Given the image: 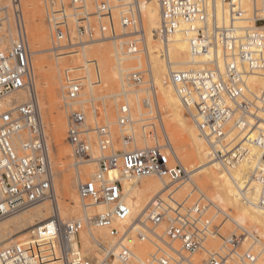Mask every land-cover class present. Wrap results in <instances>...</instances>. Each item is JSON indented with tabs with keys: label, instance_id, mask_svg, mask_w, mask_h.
Here are the masks:
<instances>
[{
	"label": "built area",
	"instance_id": "built-area-1",
	"mask_svg": "<svg viewBox=\"0 0 264 264\" xmlns=\"http://www.w3.org/2000/svg\"><path fill=\"white\" fill-rule=\"evenodd\" d=\"M146 1L43 0L53 42L51 51L56 57L76 54L89 44L105 41L118 46L123 55L138 58L127 83L144 88L141 103L149 117H141L140 122L144 134L150 129L156 137L155 144L147 149L115 151L111 125L107 120L98 121L95 101L82 102L88 83L84 68L79 74L66 69V141L76 165L91 160V136L100 153L96 174L79 182L77 193L86 210H103L86 213L79 220L63 221L40 119L21 0H9L17 41L0 45V100L21 91L28 92L29 99L0 113V221L44 201L53 203L56 211L34 231L29 242L1 249L0 264H244L252 260V254L239 255L237 251L244 232L223 235L224 215L203 194L198 193V198L188 204L164 192L133 214L124 200L122 183L108 177L111 170L117 169L130 178L155 177L174 185L185 181L189 174L172 158V148L164 137V143H159L152 123L159 124V110L143 13ZM155 1L159 18L150 37L160 45L153 54L168 65L167 85L205 140L213 160L224 165L242 158L246 146L257 149L249 178L240 191L244 194L250 186L258 187L257 205L264 207V0H250L248 16L243 0ZM176 32L186 36L192 54L210 55L202 67L170 70L169 37ZM219 59L224 62L223 71L217 68ZM89 66L94 71L90 82L97 87L101 84L97 62L91 61ZM251 77L263 79L259 91L250 86ZM85 104L90 106L92 125L87 123ZM116 107L117 126H130L132 116L125 101ZM123 138L129 140V136ZM211 209L217 213L213 217ZM218 217L221 219L215 221ZM95 229L105 231L110 244L97 240L96 254L86 256L80 233ZM215 240L221 241L217 248L211 246ZM136 241L150 248L146 256L137 255Z\"/></svg>",
	"mask_w": 264,
	"mask_h": 264
},
{
	"label": "bare ground",
	"instance_id": "bare-ground-1",
	"mask_svg": "<svg viewBox=\"0 0 264 264\" xmlns=\"http://www.w3.org/2000/svg\"><path fill=\"white\" fill-rule=\"evenodd\" d=\"M5 1L8 2L11 10L12 6L9 0H5ZM242 6L248 16L251 11V1L243 0ZM1 10L5 13V16H3L0 20L2 21L1 23L3 22L6 23V30L3 34H0V45L8 46L14 44L17 41V33L15 27L11 28L10 25L8 26L10 22V18L9 16H6L7 8H2ZM45 13L48 14L46 8L44 14ZM143 13H144L147 32H148V51L150 54V61H151V80L153 84L156 86L157 95H158V110H159L158 121L161 127V131L163 132V137L172 148V152H170V155L172 156L173 159H175L184 167V164L181 161V158L184 156H181L179 154L174 143L175 137L181 138L182 142L185 143L186 146L192 151L191 153L193 154L194 160L196 162L195 169H199L197 174L194 175L197 176L194 177L195 179L190 177V172H188L189 174L186 180L190 185H192L191 192L196 191L200 194H203V196H205V198H207V200L214 205V208H216L218 211L222 213V215H224L223 223L228 221L231 225H233V227H235L236 230L238 229L244 232L242 243L246 247L245 252L250 253L251 250L254 251V255H252L253 257L252 260L249 262H244V264H264V207L257 205L258 187L252 185L250 186L249 190L244 194H242L240 191L244 187V183L249 178V175L255 163V159L253 158V156L254 155L257 156L258 151L256 148L252 146H246L245 153L243 154L242 158H236L233 160L231 159V161L228 160L225 162L224 165L218 161L213 160L210 157V151L207 144L205 143V140L200 136L195 125L193 123L188 122L185 114L183 113V107L178 97L176 96L174 90L166 83L167 75L169 72L168 65L164 63L158 55L153 54L154 51H157L160 48L159 43L157 41H152L150 37V30L154 29L158 25L159 17H158V8L156 1L147 0L143 5ZM22 22H23V28L26 32L23 12H22ZM48 42H50V36L49 34H44L41 39L42 49L41 51H37V53L51 51L50 48L47 49ZM95 44L97 43L89 44L81 48L82 60H80L81 61L80 63L82 64V67L85 70L86 77L88 78V83L83 92V95L85 97L82 100V102H89L95 100L94 96L92 95L94 94V86L90 82L93 72L90 69L89 62L96 61L98 65V76L101 83L99 86L111 90L109 93H107L106 95L100 98L101 99L112 98L115 101H117L120 97H123L126 105L130 109V106L128 105L129 95L130 96L138 95V93L144 92V88H140L134 91L133 90L127 91L126 87L127 89L131 88V86L127 83V76L131 72V70H134L137 66L134 64L133 68L129 70L128 68L124 69L122 66L126 62L129 61L133 62V60H136L138 58L123 55L121 49L115 44H113L114 47L113 48L114 54L112 53L113 58L108 53L109 49L106 50L105 47L101 48L100 46H97L93 51H90L89 47L91 46L93 47V45ZM168 50H169V61L171 68L170 70L172 71L198 69L202 67V65H204V63L210 59V55L208 53L197 54V55L192 54L189 49L187 38L182 32H176L169 37ZM40 61H42V58L40 59ZM115 61H116V65L114 63ZM45 65L46 63L43 66ZM217 68L220 71L224 70V62L221 59L218 60ZM36 69L37 71H41L38 69V66ZM60 70H61L60 67H57L56 69L57 73H60ZM71 70L74 72H79L81 69H78L76 68V66H73ZM125 71L127 72L125 73ZM249 84L254 90L259 91L260 88L263 86V79H261L260 77H251L249 79ZM45 86L46 83L42 80L39 81L37 84H35L36 89ZM60 88L63 89V86H60ZM85 93H87V95L91 94L92 96H90V98H87V95ZM28 99H29V93L24 91L18 92L14 95H10L0 100V113L9 110L14 105L22 104L26 102ZM159 101H161V104H163L164 110H166L169 113L168 117L170 118L171 123L167 120V122L169 123L163 125L162 123L163 119H162V113H161ZM139 102H141V99L139 100L138 97L136 103L139 104ZM41 104L45 112L46 111L51 112L49 106L46 107L44 102H42ZM39 110H40V104H39ZM151 110L153 112L152 106H151ZM130 115L132 116L131 110H130ZM40 119L43 125V121L41 118V111H40ZM132 122L133 123L130 124V126L124 129L119 128L120 131L122 130L121 131L122 133L127 132L129 134V140L132 143L130 146H127L128 141H126L125 138H123L124 146L122 148V151L125 152L141 151L149 148L147 135L141 133H135L134 123L137 122V120H135L133 116H132ZM108 124L111 125V122L108 121ZM50 126L53 127L52 124ZM55 132L57 133V131ZM21 139L22 140L25 139V136L22 135ZM51 143L53 144V148H55L57 156L60 157L63 153L70 154V152H68L65 146V140L62 139L59 135H57L55 139L51 140ZM51 151L53 152L52 149ZM95 153L98 156L95 157L93 155V149H92V158L86 163L97 161L100 154L98 148H96ZM76 173H77L75 176L76 183L83 182V177L81 178L82 174H80V172H76ZM95 174L96 172L94 173L93 171H91L88 175L89 177L92 178L94 177ZM108 177L112 180H119L122 183L124 188V192H123L124 200L128 205H130L133 214L138 213L155 196L159 194H163L164 192H166V194H173L175 192V189L171 188V184L168 182L167 179H158L155 177L135 179L121 174L120 171L117 169L111 170L108 174ZM185 184H187V182ZM77 185L73 188L71 192V197L72 199L81 201L77 193ZM53 186L57 200L58 212L61 219L63 221L76 220V219L67 218L66 215L62 213L63 209H60V206L58 205L59 203L58 200L60 198L59 199L57 198V196H59L57 195V193L59 192L56 191L54 180H53ZM57 186H60V188H63V190L68 189V187L65 186L64 183L63 185L62 183H60V185ZM203 191H205L207 194H204ZM81 204H82V210H84L83 214L85 215L87 213V210L84 208L83 203ZM94 209L98 213L102 212L103 210L102 207H97ZM55 211H56V207L54 206L53 203H50L49 201H44L34 205L33 207L25 211H22L20 213H17L13 216L7 217L4 220L0 221V245L4 244L5 242L7 243L12 238L18 237V235H21L25 232H29V236L31 237L34 231L51 217L50 216L48 219H46L47 215H52ZM216 214L217 213L214 212L211 215V217H213ZM232 230L233 231H230V233L227 235H230L235 231L234 229ZM12 231H16L17 234L9 237V234ZM80 238L86 256H91V255L94 256V254H96L97 240L100 239L106 240V242L110 244V242L106 238V233L103 230H98V229L84 230L80 233ZM29 240L30 239L26 237L20 236L19 238H17V240H15V242L13 243L8 242V243H10L9 246H11V245L23 243L25 241L29 242ZM216 244H217V240L212 242L211 246L216 247ZM6 247L8 246H5L4 244V247H1L0 250ZM145 248L147 247L144 244H141L137 241L134 243V250H136V253L140 258L144 256Z\"/></svg>",
	"mask_w": 264,
	"mask_h": 264
},
{
	"label": "rangeland",
	"instance_id": "rangeland-1",
	"mask_svg": "<svg viewBox=\"0 0 264 264\" xmlns=\"http://www.w3.org/2000/svg\"><path fill=\"white\" fill-rule=\"evenodd\" d=\"M2 8H7V13L6 16H9L10 22L8 26L10 25L11 28L15 27L14 24V15L12 8L10 10L9 4L5 0H0V19L5 16V13L1 10ZM21 11L23 12V18L25 22V29L27 32V39L31 51V62H32V67L34 68V74H35V84H37L39 81H44L46 83L45 87L38 88L36 89L37 93V98L40 104V111H41V118L43 121L44 125V132H45V137H46V143L49 151V156L51 159V164H52V170H53V180L55 182V188L56 191L59 192L57 193V198L58 200V205L60 206V209H63L62 213L66 215L67 218L71 219H80L83 217L84 210H82V202L76 199H72L71 197V192L73 188L77 185L75 176L76 172H80L82 174L81 178L83 177V181H86L88 179H91L89 177V173L93 171L94 173L97 170V163L96 162H89V163H81L79 165H76L75 163V158H74V153L71 149V147L68 145L66 141V130H67V116L68 112L66 108L64 107V89H61L60 86L64 85V71L66 69H72L73 66H76L78 69H82V64L80 63L82 60V49L78 50L76 54H71V55H66V56H59L56 57L55 54L52 53V51H46V52H38L41 51L42 46H41V39L44 34H49L50 36V42L47 44V49L50 48V50L53 47V42H52V37H51V32L49 29L48 21H47V14L45 12V5L43 0H21ZM0 20V34H3L6 30V23ZM50 43V44H49ZM105 44V45H104ZM5 46V45H4ZM97 46L105 47L106 50H108L109 55L113 58L112 53L114 54V47L112 43L109 42H101L93 45V47H89L90 51H93ZM159 48V45H158ZM157 48V49H158ZM111 49V50H110ZM113 50V51H112ZM33 51V52H32ZM112 51V52H111ZM36 52V53H35ZM42 58V61L40 59ZM72 60V61H71ZM39 62V63H38ZM58 62V63H57ZM135 62V63H133ZM133 62L129 61L123 64L124 69H132L134 64L137 66V61L133 60ZM46 63L45 66H43ZM73 63V64H72ZM116 65V61L114 62ZM38 64V65H37ZM34 65V66H33ZM58 65V66H57ZM37 66L38 69L41 71H37ZM43 67V68H42ZM57 67H60V73H57L56 69ZM91 71H93V67L90 66ZM133 70H131L132 72ZM94 72V71H93ZM127 71H125L126 73ZM79 73V72H78ZM77 73V74H78ZM94 78V73H92V79ZM140 88H133L131 87L130 89L126 90H137ZM111 90L110 89H105L102 88L101 86H97L96 88L94 87V94H92L95 98V107L97 109V114H98V121L100 123H104L107 121L111 122V133H112V140L114 144V149L115 151H121L124 144L122 137H127L129 134L127 132H120L119 127L117 126L116 122V106L124 103V98L123 97H118L119 99L117 102L112 99V98H104L101 99L100 97L106 95L109 93ZM114 91V90H113ZM87 95V93H85ZM90 95H87V98H90ZM139 97L140 99H143L145 97L144 92L138 93V95L135 96H130L128 97V102L131 110V114L137 122L134 123V131L135 133H141L144 134L142 126L144 125L142 122H140L141 117L146 118L149 117V115H145L147 112L146 109L143 108L142 103L139 102V104L136 103L137 98ZM160 100V99H159ZM42 102L45 103V106H49L51 109L50 111H44L42 107ZM160 103V108H161V113H162V119H163V125L168 124L169 122L171 123L169 116V113L164 110L163 104ZM163 107V108H162ZM85 112H86V120L89 125H92L94 122L92 120V115H91V109L90 106L85 104L84 106ZM164 111V112H163ZM141 113L143 114L141 116ZM183 113L185 114L184 110ZM187 120L189 123H192L189 117L185 114ZM168 117V118H166ZM167 120L169 122H167ZM156 126V136L158 137V141L160 144L164 143L163 139V133L161 132V127L159 126L157 121L152 122ZM53 125L51 127L50 125ZM55 127V129H54ZM150 129H146V134H147V139L149 142V147H152L155 144V136H153L150 132ZM54 131V132H53ZM57 131V133L55 132ZM59 135L62 139L65 140V146L70 152L68 153H63L60 157L57 156L55 148H53V144L51 143V140L55 139ZM92 137V149H93V155L96 157L98 156L96 152V141L93 136ZM128 141L127 146H130L132 143L130 140ZM175 147L177 148V151L181 156H184L181 158L182 163L184 164V168L190 172V177L194 178L197 176H194L197 174L199 169H195V160L194 156L191 153V149H189L185 143L182 142L181 138L175 137ZM51 144V145H50ZM153 144V145H151ZM51 146V148H50ZM53 150V152L51 151ZM87 166V167H86ZM77 167V168H76ZM92 168V169H91ZM79 170V171H78ZM85 171V172H84ZM84 173V174H83ZM195 179V178H194ZM193 179V180H194ZM63 181V182H62ZM65 181V182H64ZM187 182V184H185ZM60 183L65 184V186L68 187V189L60 188ZM181 184V185H180ZM176 183L174 185H171V188L175 189V192L172 194L173 198L179 201L186 200L188 204L192 203L196 198H198V192L192 190V185L188 183V181H183ZM184 184V185H182ZM173 186V187H172ZM178 186V188H177ZM176 187V188H175ZM58 188V189H57ZM204 194H207L205 191H203ZM61 194V195H60ZM67 198V199H66ZM63 199V200H61ZM63 203V204H61ZM63 207V208H62ZM87 213H98L95 209L90 208L87 209ZM214 213V211L211 209L209 214L210 216ZM51 215H47L48 219ZM221 219V218H220ZM219 217L216 218L215 221L220 220ZM227 222V223H226ZM223 223V228L221 232L223 235H227L230 233V231H233L234 229L238 235H240L242 232L241 230H236L233 225H231L228 221ZM16 231H12L9 234V237L14 236ZM20 236L26 237L28 239H31L29 236V232H25L21 235H18V237L12 238L8 242H15L17 238ZM4 243L5 246H9L10 243ZM4 244L0 245L1 247H4ZM7 244V245H6ZM109 244V243H108ZM221 244V241L217 240L216 247H219ZM150 251V248L147 247L144 249V256L147 255V253ZM238 253L243 254L246 251L245 245L241 242L239 247H238ZM251 250V254L254 255V251ZM143 256V257H144Z\"/></svg>",
	"mask_w": 264,
	"mask_h": 264
}]
</instances>
